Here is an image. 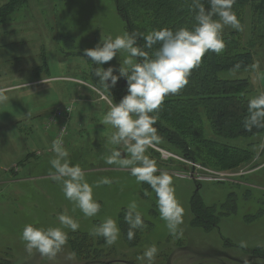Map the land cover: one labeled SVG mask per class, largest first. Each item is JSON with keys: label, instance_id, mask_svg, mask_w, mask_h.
<instances>
[{"label": "rangeland", "instance_id": "obj_1", "mask_svg": "<svg viewBox=\"0 0 264 264\" xmlns=\"http://www.w3.org/2000/svg\"><path fill=\"white\" fill-rule=\"evenodd\" d=\"M7 1L0 0V8ZM0 14V95L6 97L0 100V264H97L109 260L113 264H149L141 257L153 244L158 251L152 264H263L254 256L264 250L263 143L257 145L254 159L242 165L249 172L236 176L235 171L225 180L204 178L200 169L191 168V161L164 156L159 149L179 157L178 150L169 144L156 142L148 148L146 154L156 161L158 169L172 175L175 196L184 209L180 234H171L151 187L137 183L129 168L105 162L115 131L102 124L111 97L87 75L92 60L83 52L125 32L113 1L24 0L13 10L3 7ZM240 25L235 38L244 48L254 49L252 65L218 75L248 79L255 96L264 93V45L258 47L251 41L249 8H245ZM127 55L121 50L112 61L98 64V69L122 65ZM66 103H72V114L65 148L71 164L84 170L85 179L93 186V198L101 205L94 217H86L65 197L62 182L50 176L56 128H46V118ZM208 135L237 147L250 141L248 137L216 138L211 131ZM121 147L123 158H127L126 148ZM261 150L263 155L259 156ZM105 177L112 183L97 187ZM195 192L205 205L226 202L224 209L235 211L221 215L210 229L195 226L190 209ZM133 201L144 226L134 229V238L129 240L130 226L124 217ZM60 214L69 215L80 225L75 231L64 229L67 243L52 257L36 249L29 251L21 239L24 226L63 227ZM109 217L120 229L113 245L102 236L91 235ZM94 247L103 251L97 255V263H90Z\"/></svg>", "mask_w": 264, "mask_h": 264}, {"label": "clouds", "instance_id": "obj_2", "mask_svg": "<svg viewBox=\"0 0 264 264\" xmlns=\"http://www.w3.org/2000/svg\"><path fill=\"white\" fill-rule=\"evenodd\" d=\"M235 0H192L196 12V24L192 29L181 27L175 31L164 27L154 29L147 35L124 32L115 38L107 37L92 48L84 49L83 56L94 63L103 65L116 58L121 50L127 52L123 64L116 68L109 65L95 72L104 88L109 92L118 81H126V93L118 102L108 100L109 110L103 117L102 124L110 125L112 132L109 143L110 155L106 158L109 165L118 164L130 169L137 183H147L157 196L161 218L171 234L179 235V225L183 223L184 209L175 196L173 177L167 171L158 169L156 161L147 155V150L159 141L157 128L158 112L164 98L176 94L188 84V77L194 68L200 66L202 57L211 51L221 53L225 48L222 32L225 26L240 30L241 25L232 10ZM214 17H218L214 18ZM145 41L143 48L137 45L138 39ZM160 47L150 56L145 49L154 44ZM238 68L239 65H236ZM73 83L78 81L73 80ZM6 97L0 95V100ZM248 117L244 127H264V93L248 102ZM126 148L127 158L122 147ZM55 158L50 161L53 172L51 179L62 182L65 197L74 201L86 217H94L100 212L101 205L93 198V186L85 179V172L80 165L71 164L68 150L64 147L62 134L52 141ZM159 172V174H157ZM108 178H102L100 184H110ZM135 201L128 205L125 221L130 226L127 233L129 240L134 238V229L144 226V221ZM59 222L63 227H35L27 224L21 234L26 248L36 249L41 255L55 256L67 243L65 228L77 230L79 223L67 214H60ZM120 229L116 220L109 217L96 226L91 235L102 236L108 245H113L119 238ZM158 249L155 244L148 247L141 259L152 264Z\"/></svg>", "mask_w": 264, "mask_h": 264}, {"label": "trees", "instance_id": "obj_3", "mask_svg": "<svg viewBox=\"0 0 264 264\" xmlns=\"http://www.w3.org/2000/svg\"><path fill=\"white\" fill-rule=\"evenodd\" d=\"M22 1L24 0H8L0 11L3 7L13 10L14 5ZM112 1L123 22L124 31L128 33L147 35L154 29H192L196 24L192 0ZM203 3L207 8V0H203ZM245 8L250 10L251 41L253 45L261 47L264 45V0H235L232 10L239 22ZM238 32L231 26L225 32L223 30L224 50L219 54L211 51L205 53L200 66L194 68L188 77V84L178 93L167 95L158 112L154 113L158 116L154 125L157 128L158 142L171 145L181 157L215 171L242 167L254 159L258 144L263 143L264 148V127L254 126L250 131L244 127V120L249 115L248 102L257 96L252 95L251 83L246 78H222L218 75L220 71L240 70L252 65L254 49L242 46L235 38ZM144 43L142 38L137 40V45L142 48ZM159 47L160 44L156 43L145 51L152 56ZM90 65L91 70L87 75L99 89H105L95 75L98 64L92 61ZM126 90V81L121 78L111 89L109 96L113 102H118ZM209 131L216 138L248 137L250 141L245 147H237L210 137ZM260 155H263L262 150ZM225 203L205 205L195 192L190 198L192 224L203 229L212 228L221 215L234 211L235 208L226 211ZM93 251L95 254L89 262L97 263L96 257H100L103 250L94 247ZM258 253L254 256L264 264V250L261 249ZM99 263L113 264V260Z\"/></svg>", "mask_w": 264, "mask_h": 264}, {"label": "built area", "instance_id": "obj_4", "mask_svg": "<svg viewBox=\"0 0 264 264\" xmlns=\"http://www.w3.org/2000/svg\"><path fill=\"white\" fill-rule=\"evenodd\" d=\"M72 110V105L71 104H67L64 105L60 108H57L53 111V113L51 114V116L48 117L47 119V123H46V128L52 125L56 126V137L55 139L60 136L62 134V138H63V143H64V138L66 136L67 133V124H57V118H59L60 116L64 117V119H67L68 115L70 114ZM164 156H167V153L163 152ZM214 175H216L219 178L224 177L225 175H230L231 173L225 172V173H213Z\"/></svg>", "mask_w": 264, "mask_h": 264}, {"label": "crops", "instance_id": "obj_5", "mask_svg": "<svg viewBox=\"0 0 264 264\" xmlns=\"http://www.w3.org/2000/svg\"><path fill=\"white\" fill-rule=\"evenodd\" d=\"M1 21H2V20H1V18H0V22H1ZM260 152H261V151H260ZM260 152H259V153H260ZM220 204H222V203H220Z\"/></svg>", "mask_w": 264, "mask_h": 264}]
</instances>
